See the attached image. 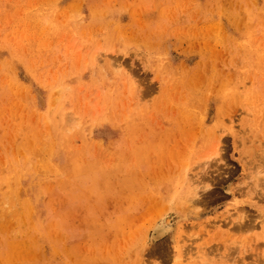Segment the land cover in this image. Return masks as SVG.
Returning <instances> with one entry per match:
<instances>
[{
	"label": "rangeland",
	"instance_id": "rangeland-1",
	"mask_svg": "<svg viewBox=\"0 0 264 264\" xmlns=\"http://www.w3.org/2000/svg\"><path fill=\"white\" fill-rule=\"evenodd\" d=\"M0 264H264V0H0Z\"/></svg>",
	"mask_w": 264,
	"mask_h": 264
},
{
	"label": "bare ground",
	"instance_id": "bare-ground-1",
	"mask_svg": "<svg viewBox=\"0 0 264 264\" xmlns=\"http://www.w3.org/2000/svg\"><path fill=\"white\" fill-rule=\"evenodd\" d=\"M152 226L153 227H151V231L154 240H160L168 232V228L160 223L153 224Z\"/></svg>",
	"mask_w": 264,
	"mask_h": 264
}]
</instances>
